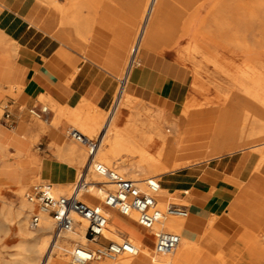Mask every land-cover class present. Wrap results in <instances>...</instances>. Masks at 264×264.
I'll use <instances>...</instances> for the list:
<instances>
[{"label": "bare ground", "instance_id": "obj_1", "mask_svg": "<svg viewBox=\"0 0 264 264\" xmlns=\"http://www.w3.org/2000/svg\"><path fill=\"white\" fill-rule=\"evenodd\" d=\"M63 1L69 7L70 2L72 3L74 1L78 5L82 0ZM176 2H178L180 8L178 6L172 8L169 0L91 1V7L93 8L109 9L114 7L117 10L123 11L125 16L130 17L135 24L137 23L138 37L134 44L131 45L129 51L130 58L126 66L127 72L136 63V59L139 58L138 56L142 51L146 53L155 50L153 49L155 46L156 50L164 52L166 48H173L181 40L187 38L194 26L197 14L203 10L209 0H176ZM41 5L47 11V14L39 28L61 45L73 48L74 51L76 50L78 52V48L72 41V33L65 28L67 21L64 9L66 7L63 9L64 6H58L57 1L51 4ZM215 12V10L212 11L214 14ZM242 15L251 17L253 16V11L244 5H239L236 9L235 16L236 18H241ZM22 22L24 21L22 20ZM166 23H171V26H169L172 28L167 27ZM214 27L218 29V36H213L210 31L203 33L199 30L192 43H188L189 45H186L182 50H177L174 54L175 62L181 66H185L186 64L195 65L194 61L199 57L201 61L211 65L213 69L221 73L234 87L235 93L233 94L232 100H223L213 106V108L218 109L219 120L214 129L213 137L207 150L208 153H206V155L208 154L210 156V159L205 161L206 163L210 162L213 160L211 156L218 151L221 149L231 150L234 142L241 141L243 144L239 145L242 148L237 152L246 150L256 153L259 155L258 164H262L264 160V65H260L254 61L253 56L249 60L243 61L240 65L234 64L229 59L220 57L217 54V49H224L228 52L235 50L234 53L246 55L252 53V48L242 40L236 30L232 34L226 35L224 29H221L219 20L214 22ZM199 33L204 38L203 42L196 39ZM161 36L168 39V43L165 44ZM223 37L225 38L224 41L222 40ZM15 43L0 32V67H12L10 57H12V54H14L17 48ZM10 44L12 45L11 48L9 47ZM193 77L195 79L196 72L193 73ZM123 79L125 77L120 80ZM189 86L192 92H201L200 87L196 83L193 82ZM124 88L122 86L118 89L113 105L108 112L100 111L94 105H79L82 101L81 99H78L79 101L77 100V102L79 103H76L74 106H69L73 110L71 112L72 119L70 120L72 125H74L73 131L88 140H91L88 137H94L97 140V146L93 151V161L90 163L88 150L77 141L69 138L74 144L83 147L85 152L82 148H78L74 144H71L69 147H64L61 144L57 149L59 156L66 158L65 164L72 171L73 178L68 182L49 181L53 185L55 195H69L76 183L82 181L85 184V188L80 191L79 199L93 208H97L106 190L111 189L106 179L98 176L94 172L93 166L97 164H102L107 169L111 167L112 170L124 175L130 180H148L154 183L156 181L159 182L161 176H166L176 171L174 168L178 165L175 162V158L178 153L179 141L177 131L170 133L166 127V124L169 122H167L168 120L164 113L157 111L154 116H150L149 112L151 113V111L148 108L144 110L146 122L140 125L138 123L139 114L134 110L139 101L129 96ZM12 89H19L18 82L11 84L10 90ZM49 98L45 97L43 100ZM202 110L197 107L193 99L186 98L177 122L186 119L190 112ZM75 111H81L83 113L82 120L79 121L73 115ZM123 112H128L129 115L122 122ZM237 115H240L241 118L234 121ZM162 124L165 125L164 133L161 132L162 130L160 128H155L156 136L148 132L145 133L141 128L142 126L156 127ZM168 125L172 127L173 123H169ZM257 126L259 129L255 130ZM33 127L34 129L27 128L31 131L35 130L39 134L45 133V127L40 121H36ZM153 149L155 151L151 154L150 151ZM22 159H30L31 163L34 164L39 158L32 152L25 155H18L16 151L11 152L8 146L0 144V160L2 163V169L0 171V233L3 234L5 240L10 234L16 241L26 244L24 246L20 245L17 252L12 256V259L6 264H60L61 260H68L66 256L68 248L74 244L83 245L86 243L82 236V227H77L75 232L65 234L63 236L64 239L57 242L51 250V253L48 254L51 245V220L46 215L39 213L41 219L40 228L34 232L29 229L28 213L31 215L35 212L36 205L25 199V192L21 188L22 182L17 179L13 180L8 170L12 162H20ZM184 168L186 167H182L181 169ZM256 170L257 167H255ZM142 176L145 178L141 179ZM202 178L204 177L202 176ZM8 181L12 183L10 186L7 183ZM248 182L250 181L248 180ZM12 186L16 189L17 198L20 199L18 204L7 201L5 196V189H9ZM170 195L172 194L165 188L162 186L159 187L157 197L161 208L170 204L166 198ZM174 200L179 202L177 204L183 205L182 200ZM108 217L109 222L106 238L109 241L115 242L126 238L136 246L138 254L134 257L122 256L115 261H108L110 263L105 264H187L194 262L207 264L209 262V258L203 255V251L201 252L200 249H195L197 241L189 235L191 229L187 225L189 220H187L188 215L185 219L168 218L161 226H156L152 232H146L136 228L135 224L134 226L128 220L115 216L111 212H108ZM131 218L134 219V217ZM230 224L231 222L223 216L222 218H209L205 224L198 223L197 226H202L201 233L209 234L206 240L209 247L214 246L217 235L223 236L226 231L235 230L236 234L231 241L248 240L243 231H240L238 228H232ZM162 230L173 232L180 236V242L172 253L155 254L142 241L147 237L149 239L151 234ZM53 254H56V257ZM58 258L59 261L57 260ZM95 263L97 262L91 264ZM68 264L70 263L68 262Z\"/></svg>", "mask_w": 264, "mask_h": 264}, {"label": "crops", "instance_id": "obj_2", "mask_svg": "<svg viewBox=\"0 0 264 264\" xmlns=\"http://www.w3.org/2000/svg\"><path fill=\"white\" fill-rule=\"evenodd\" d=\"M45 16L46 10L36 0H0V32L16 42L17 47L12 54L15 69L9 71L0 67V80L19 84L17 98L11 102V106L15 105V108L9 111L16 119L14 131L10 135L0 133V140L8 142L18 154L25 155L31 150L25 135L29 133L27 127L34 129L35 123L28 120L31 118L25 110L39 105L38 97H50L52 108H55V104L62 107L74 106L79 103L77 100L81 99L100 111L108 112L118 89L124 86L125 92L139 101V106L160 111L173 118L179 115L188 95L191 77L175 60L142 51L138 56V64L133 65L126 73L123 82L110 74L121 75L130 39V31L122 28L119 24L122 20L118 17L114 20L115 17L110 14L108 16L100 14L94 21L90 38L92 46H88L83 53L90 59L97 58L99 66L45 34L39 28ZM90 47L94 50H89ZM198 112H194L195 115L186 120L185 125L190 127L185 128L182 133L181 145L178 146L175 158L176 163L190 164L191 167L162 177L160 186L171 194L180 193V198L189 204L186 210L187 220L190 216L187 225L191 229L189 234L191 238L201 226L197 224L209 218L224 216L231 222L227 212L238 218L241 224L237 228L243 231L248 239L255 231L261 232L264 236V160L262 164H258V154L243 151L203 165H196L205 156L208 134L205 125H199L207 116ZM52 118L53 113L49 110L48 120L43 122L49 127L46 133L48 146L52 142L59 144L61 140L59 133L49 126ZM23 163L12 162L11 166ZM27 164H31L30 159ZM16 170L9 169L13 180L17 179L20 182L27 180L29 175L20 176ZM63 174L62 182H68L73 178V173L66 164ZM202 176L204 178L201 179ZM248 188H252L256 196L262 199V205L253 203L250 196L252 193ZM242 191V196L235 201ZM112 214L117 216L115 213ZM232 245L234 242L227 243V246ZM262 246L264 247L263 243ZM240 259L241 257L237 260L238 263ZM261 264H264V258Z\"/></svg>", "mask_w": 264, "mask_h": 264}, {"label": "rangeland", "instance_id": "obj_3", "mask_svg": "<svg viewBox=\"0 0 264 264\" xmlns=\"http://www.w3.org/2000/svg\"><path fill=\"white\" fill-rule=\"evenodd\" d=\"M40 4H51L54 1H57L58 6H64V13H65V18L67 21V25L65 26L66 30L72 33V41L78 48V53L81 54L85 59H89L92 62L96 63L97 65L100 66V63L97 62V58L91 57L90 59L86 54H84V50L87 49L88 46L90 45L91 42V32L93 29V24L95 19L98 17V15H105L108 16V14L112 15L114 20H117L116 17H118L122 22L124 23H119L122 28H127L128 31H130V39L128 42V46L126 49V54H125V61H124V67H123V72L121 73L120 76H117L113 73H110L113 75L115 78L118 80L122 79L125 77L127 73L126 66L128 64V60L130 58V48L131 45L134 44V42L137 40L138 37V29L136 27V24L131 20L130 17L125 16L123 11L117 10L114 7H111L107 10L102 9V8H93L91 7V1L92 0H82L81 3H78V5L75 4L74 1L72 3L70 2L69 7H67L66 4H64L63 0H36ZM174 3V4H173ZM62 4V5H61ZM169 4L171 5L172 8L177 7L180 8V5L176 0H169ZM173 5V6H172ZM239 5H244L248 7L249 9H252L253 11V16L251 17H245L242 15L241 18H236L235 12L236 9ZM213 8V9H212ZM204 10V11H203ZM201 10L197 16L196 20L194 22V26L191 30V33L187 38H184L173 48H166V51L164 52H159V50H156V47L154 46L152 51H149L151 53L159 54V55H164L166 56L169 60L174 61V54L177 50H182L183 48L186 47V45H189L188 43H192L195 39V35L197 34V31L201 30V32H211L213 36H218L219 32L216 27H214V22L216 20L220 21L221 29H224V33L226 35L232 34L235 30L238 32V35L241 36L242 40L246 42L249 46L252 48V53L251 54H240V53H234L235 50H232V52H228L224 49H217V54H219L220 57L229 59L231 60L234 64L240 65L243 61L249 60V58L253 56L254 61H256L260 65H264V0H209V2L206 3L205 7ZM215 10V14L212 13V11ZM210 11V12H209ZM75 13V17H74ZM47 14V11H46ZM70 15V16H69ZM215 15V16H214ZM69 21V22H68ZM118 23V22H117ZM171 23H166V26L169 28ZM170 25V26H169ZM210 26V27H209ZM215 29V30H214ZM263 30V31H262ZM214 31V32H213ZM137 33V34H136ZM162 41L168 43V39L163 38ZM135 38V39H134ZM134 39V41H133ZM165 39V40H164ZM198 41L203 42L204 38L199 33V36L196 37ZM223 41L225 38L223 37ZM73 49V48H71ZM74 50V49H73ZM89 50H94L92 47L89 48ZM76 51V50H75ZM234 53V54H233ZM99 57V56H98ZM10 64L12 67H3V70H9L12 71L15 68L13 67V59L10 57ZM12 60V61H11ZM262 60V61H261ZM198 61V62H197ZM202 62V63H201ZM195 65L191 64H186L185 66H182L185 68V70L190 74V85L194 82L196 83L197 86L200 87L201 92L200 93H194L190 90H188V95L187 99L191 98L194 100L195 104L197 105L198 108L203 109L202 111H199L200 115L207 116V118L204 120V122L200 123L199 125L203 126L205 125V128L208 129V134L206 135L207 142L205 143V156L201 160L197 162V165L201 164H206L205 160L210 159V156L208 154L206 155L207 150L210 145V141L213 137V132L216 127V124L219 120L218 117V109L213 108L216 103H220L223 100H232L233 99V94L235 93L234 87L231 85V83L219 72H217L213 67L203 61L200 60L199 57L196 58L194 61ZM126 64V65H125ZM138 64V59H136V63ZM197 70V71H196ZM196 72V77L194 79L193 73ZM199 73V74H198ZM214 73V74H212ZM121 77V78H120ZM13 82H8L7 80H0V133L2 134L3 132L7 134H11L14 129L15 125L11 126L8 128L2 123V114L6 110L12 111L15 108V105L11 106V102L15 101L17 98V90H10L11 84ZM222 83V84H221ZM229 83V84H228ZM228 87H227V86ZM218 88V89H217ZM226 89V90H225ZM224 90V91H223ZM10 91V92H9ZM7 92V93H5ZM10 96H9V95ZM223 95V96H222ZM15 96V98H14ZM4 98V99H3ZM206 98V99H205ZM216 100V101H215ZM52 99H45L43 100L42 97H38V102L44 106H46L52 113H53V118L49 124L59 135L61 136V140L59 144H56L55 142H52L51 145L48 146V137L46 136L47 129L49 128L46 124L42 125L45 127V133H38L35 130L31 131L28 130L27 128V133L25 135V138L31 145V150L28 153H34L38 156V161L34 164H27V159H22L24 162L23 165L19 166H10L9 169H17V173L20 174V176L23 175H29L27 180L22 181L21 188L23 189V192L27 190L29 186H31L34 183L40 182V181H45L50 184L49 181L53 182H62L63 179V171L65 169V161L66 158H61L58 153V148L61 146V144L64 147H69L71 144H74L73 141L69 140V137L67 136V131L68 130H73L74 125L70 122L71 118V112L73 111L72 108H69V106H60L59 104H55V108H52ZM82 104H88L85 101H81L79 105ZM137 104L134 108L136 112L139 114V120L138 123L144 124L146 122L145 120V111L147 108L146 107H140ZM183 107V106H182ZM150 116H154L157 111H153L151 108H148ZM151 109V110H150ZM24 110V109H23ZM74 116L77 117V119L80 121L83 119V113L81 111H75L73 113ZM129 115L128 112H123L122 114V122L126 119V117ZM195 115L194 112H190L186 119L183 121L177 122L178 118L180 117L179 115L175 116V118L171 116H166L167 122L173 123V126L170 127L168 124H166V127L170 131V133H173L177 131V134L179 135V141H178V146L180 144V137H182L181 133H183L184 128H189L190 125H187L185 127L186 120L192 116ZM199 115V114H197ZM241 116L237 115L234 119V121L240 119ZM31 121V123H36V120L33 119H28ZM185 122V123H184ZM182 125H181V124ZM80 124V123H79ZM66 126V128H65ZM182 127V128H181ZM200 127V126H199ZM142 131H145V133H150L151 135L156 136V129L160 128L164 133V128L165 125H160L156 127H148V126H142ZM156 128V129H155ZM9 129V130H7ZM149 129V130H148ZM259 127L257 126L255 130H258ZM69 132V131H68ZM32 133L31 135H29ZM64 134V136H63ZM91 140H95L94 137H88ZM2 140V141H1ZM0 144H4L8 146L9 150L11 152H14L10 144L8 142H5V140L1 139ZM239 144H243L241 141L234 142L232 145L231 150H224L221 149L218 151L216 154H214L212 157L213 160L219 159L221 157H228L234 154H238L240 152H237L239 149L242 147ZM53 145V146H52ZM78 148H82L85 152V149L81 147L80 145L74 144ZM53 147V149H52ZM52 149V150H51ZM154 149L150 151V153H154ZM246 151V150H245ZM18 154V152H16ZM27 153V154H28ZM20 155V154H18ZM211 160V161H213ZM202 161V162H201ZM204 161V162H203ZM27 164V165H26ZM178 166V167H177ZM174 170L178 171V169H181L182 167H191L189 164H178ZM112 169L111 167H109ZM2 169V163L0 160V171ZM174 171V172H176ZM172 172V173H174ZM171 174V173H170ZM161 176L160 181L163 179ZM145 177L142 176L141 179H144ZM159 181V182H160ZM9 186L12 184L11 181L7 182ZM29 184V185H28ZM8 187V186H5ZM53 188V185H52ZM250 192L252 193L250 196L252 197L253 203L257 205H262V199L259 196H256V193L252 191V188H248ZM15 188L12 186L9 189H5V196L7 198V201L13 203V204H18L20 199L17 198V194L15 192ZM111 190V189H109ZM54 192V191H53ZM243 191L239 196H237L234 200H238L240 196H242ZM180 193H173L172 195L166 197L168 199V202L172 204H177L179 203L178 201H175L174 199H180ZM255 197H257L255 200ZM259 198V199H258ZM255 200V201H254ZM174 202V203H173ZM183 205L181 206H186L188 207V203L183 199L182 200ZM185 204V205H184ZM180 205V204H177ZM228 218L231 219V226L232 228H237L240 226V221L238 220L237 217H233L232 214L227 212ZM30 213H28V219H29ZM231 216V217H230ZM190 219V216H189ZM208 220V219H207ZM206 220V221H207ZM202 222V223H206ZM130 222V221H129ZM130 224L134 225V223L130 222ZM220 224V223H219ZM135 226V225H134ZM137 227V226H135ZM138 228V227H137ZM30 229V228H29ZM31 231H35L30 229ZM202 231V226H200L199 230H197L195 236L193 239L196 242V250H201L203 255L207 256L209 258V262L207 264H261L263 263V258H264V253L263 249L264 247L262 246V243L264 244L263 238L264 236L262 235L261 232L255 231L252 232V236L246 240H235L231 241V239L234 238L236 232L234 231H226L225 235L220 236L217 235L216 241L214 243V246L209 247L207 245V238L209 234L201 233ZM0 264H6L8 261L12 259V256L17 252L18 248L20 245L24 246L26 245L23 242L16 241L11 237V235H8V238L5 240L4 236L2 233H0ZM211 235V233H210ZM263 237V238H262ZM143 243H146V245L152 249V238L150 237L148 239L144 238ZM149 242V243H148ZM229 242H234V245L232 246H227V243ZM148 243V244H147ZM223 245L222 247L220 246ZM56 257V254L54 255ZM240 259L239 263L237 260ZM59 261V258L57 259ZM65 262V263H64ZM68 260H61L60 264H68ZM105 264V263H110L107 260L97 262L95 264ZM187 264H202L201 262L197 263H187Z\"/></svg>", "mask_w": 264, "mask_h": 264}, {"label": "built area", "instance_id": "obj_4", "mask_svg": "<svg viewBox=\"0 0 264 264\" xmlns=\"http://www.w3.org/2000/svg\"><path fill=\"white\" fill-rule=\"evenodd\" d=\"M25 112L33 120L42 122L48 120L49 109L42 104L31 106ZM15 121V117L8 110L3 112L2 123L5 126L10 128ZM67 136L88 150L92 163L97 140H88L73 130H70ZM93 170L98 176L104 177L111 186V190H106L97 208L79 199L80 191L85 188L82 181L77 182L67 196L55 195L52 185L43 181L32 184L25 191V199L36 205V210L28 221L29 228L32 230L40 228L39 213L51 220V245L48 254L57 242L64 239L65 234L75 232L77 227H82V236L86 243L74 244L68 248L66 256L70 264H91L104 260L115 261L122 256H136L138 249L126 238L118 242L106 238L108 212L115 213L146 232H152L168 218H187L188 212L185 206L170 203L163 208L160 207L157 197L159 182L130 180L112 169L105 168L102 164L93 166ZM151 238L152 250L155 254L172 253L180 242L179 235L165 230L151 234Z\"/></svg>", "mask_w": 264, "mask_h": 264}]
</instances>
